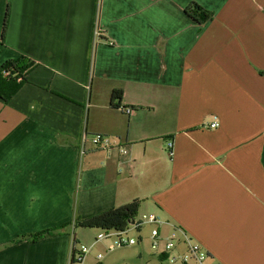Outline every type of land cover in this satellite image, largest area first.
Wrapping results in <instances>:
<instances>
[{
  "label": "crops",
  "instance_id": "crops-1",
  "mask_svg": "<svg viewBox=\"0 0 264 264\" xmlns=\"http://www.w3.org/2000/svg\"><path fill=\"white\" fill-rule=\"evenodd\" d=\"M20 57L0 99V264H68L73 225L29 237L133 200L204 264H264V0H0V66Z\"/></svg>",
  "mask_w": 264,
  "mask_h": 264
},
{
  "label": "built area",
  "instance_id": "built-area-1",
  "mask_svg": "<svg viewBox=\"0 0 264 264\" xmlns=\"http://www.w3.org/2000/svg\"><path fill=\"white\" fill-rule=\"evenodd\" d=\"M99 34L98 30H95V37ZM123 112L126 115H132L134 110L131 108H124ZM218 127V123L212 122L207 128L215 129ZM88 136L84 134L81 138V154L85 152V145L87 143ZM90 144L95 149L102 150H111L113 148L118 149L122 156H127L128 151L126 148L122 147L118 141H113L109 137L103 135H94L90 138ZM169 154L172 152V142H168L167 145ZM144 224L154 225L157 228H154L150 231V240H151V248L156 253H159L161 256H165V259L169 261L170 264H204V261L207 258V253L204 251L200 245L193 243L191 238L185 234L184 232L174 231L168 237L161 239L160 232L158 227L162 224L161 219H159L155 215H143L140 219L135 218L133 223H129L128 227L121 232L115 231H104V234H99L95 239V243L102 242L103 240L110 239L115 237L112 245L109 247L110 250L130 247L138 244L140 239L137 240L133 238L127 237V233L130 230L140 232L142 226ZM163 242L164 248L160 251V243ZM179 244H183L186 247V251L183 253L174 254V250L179 246ZM90 252V247H86L81 245L79 248L73 245L71 256L68 264H83L86 256ZM96 259L100 261L102 259V255L98 254Z\"/></svg>",
  "mask_w": 264,
  "mask_h": 264
},
{
  "label": "trees",
  "instance_id": "trees-1",
  "mask_svg": "<svg viewBox=\"0 0 264 264\" xmlns=\"http://www.w3.org/2000/svg\"><path fill=\"white\" fill-rule=\"evenodd\" d=\"M186 14L197 24L205 25L213 18V13L203 9L196 3L190 4L186 8ZM8 20V10L3 21V31L1 39H4L5 27ZM33 64L24 57L9 60L0 66V99L7 103L21 88L25 82V74L31 69ZM113 106L119 108V104H114L115 100L121 99V92H114L112 95ZM139 201L133 200L118 208H113L89 218H75L73 223L64 225L57 229L43 231L29 237L30 241H38L55 236L58 231L66 226L73 225L75 228H96L103 231L121 232L128 227L136 217L139 210Z\"/></svg>",
  "mask_w": 264,
  "mask_h": 264
},
{
  "label": "rangeland",
  "instance_id": "rangeland-1",
  "mask_svg": "<svg viewBox=\"0 0 264 264\" xmlns=\"http://www.w3.org/2000/svg\"><path fill=\"white\" fill-rule=\"evenodd\" d=\"M141 217L142 215H138L136 218L140 219ZM75 218H79V215L75 214ZM154 228L157 227L150 224H144L139 233L130 230L127 233V237L137 240L141 236V242H138V244L134 246L113 250H110L109 247L112 245L115 237L95 243L97 236L99 234H104L102 229L76 227L74 228L73 234L77 235L78 248L81 245L90 247V252L86 256L83 264H142L143 260L155 253L151 248V241L149 239L150 231ZM98 254L102 255L100 261L96 259ZM162 264L170 263L169 261H164Z\"/></svg>",
  "mask_w": 264,
  "mask_h": 264
},
{
  "label": "water",
  "instance_id": "water-1",
  "mask_svg": "<svg viewBox=\"0 0 264 264\" xmlns=\"http://www.w3.org/2000/svg\"><path fill=\"white\" fill-rule=\"evenodd\" d=\"M131 223H133V221Z\"/></svg>",
  "mask_w": 264,
  "mask_h": 264
}]
</instances>
